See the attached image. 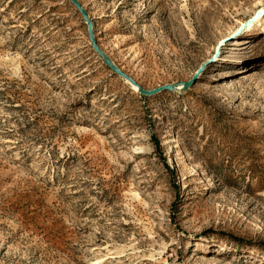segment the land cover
<instances>
[{"label":"rangeland","instance_id":"obj_1","mask_svg":"<svg viewBox=\"0 0 264 264\" xmlns=\"http://www.w3.org/2000/svg\"><path fill=\"white\" fill-rule=\"evenodd\" d=\"M78 1L178 88L69 0H0V264H264V0Z\"/></svg>","mask_w":264,"mask_h":264},{"label":"water","instance_id":"obj_2","mask_svg":"<svg viewBox=\"0 0 264 264\" xmlns=\"http://www.w3.org/2000/svg\"><path fill=\"white\" fill-rule=\"evenodd\" d=\"M69 1L76 8V10L80 13V15H81V17L83 19V22L86 24L87 36H88V39L90 41V44H91L92 49L102 58L104 64L112 72H114L118 76L122 77L123 79H125L126 81H128L130 84L136 86L137 91L140 94H143V95H146V96L152 95V94L157 93V92L162 91V90H170V91H172V90H174V89H176L178 87V86L175 87L174 85H171V84H166V85H163V86H159V87L153 88L151 90H146L142 86H140L133 78H131L130 76H128L124 71H122L106 55V53L99 47V45H98V43L96 41L95 35H94L92 21L89 19L86 10L82 7V5L79 3V1L78 0H69ZM262 11H264V8H263ZM194 81L195 80L190 79L188 81L181 82L180 83L181 86H179V87H181L180 89H182V90L183 89H186V88L190 87L194 83Z\"/></svg>","mask_w":264,"mask_h":264},{"label":"bare ground","instance_id":"obj_3","mask_svg":"<svg viewBox=\"0 0 264 264\" xmlns=\"http://www.w3.org/2000/svg\"><path fill=\"white\" fill-rule=\"evenodd\" d=\"M236 44H239V43H233V45H236ZM125 80V79H124ZM126 81V80H125ZM126 82H128V81H126ZM129 83V82H128ZM130 84V83H129ZM132 85V84H131ZM133 86V88H136V86H134V85H132ZM178 88V87H177ZM136 90H137V88H136Z\"/></svg>","mask_w":264,"mask_h":264}]
</instances>
